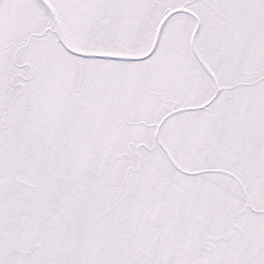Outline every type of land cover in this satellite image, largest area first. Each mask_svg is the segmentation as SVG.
I'll use <instances>...</instances> for the list:
<instances>
[{
  "label": "snow or ice",
  "instance_id": "snow-or-ice-1",
  "mask_svg": "<svg viewBox=\"0 0 264 264\" xmlns=\"http://www.w3.org/2000/svg\"><path fill=\"white\" fill-rule=\"evenodd\" d=\"M0 264H264V0H0Z\"/></svg>",
  "mask_w": 264,
  "mask_h": 264
}]
</instances>
